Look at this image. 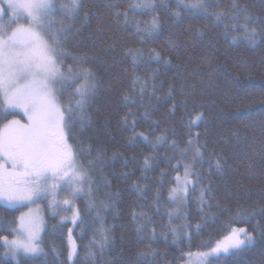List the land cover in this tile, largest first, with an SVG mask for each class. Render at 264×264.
Wrapping results in <instances>:
<instances>
[{"label": "trees", "instance_id": "trees-1", "mask_svg": "<svg viewBox=\"0 0 264 264\" xmlns=\"http://www.w3.org/2000/svg\"><path fill=\"white\" fill-rule=\"evenodd\" d=\"M52 19L62 71L94 85L80 112L82 81L58 96L89 190L76 221L46 211L43 255L18 261L4 243L23 208L0 199V264H182L239 232L206 264H264V0H54ZM24 123L0 94V187Z\"/></svg>", "mask_w": 264, "mask_h": 264}, {"label": "rangeland", "instance_id": "rangeland-1", "mask_svg": "<svg viewBox=\"0 0 264 264\" xmlns=\"http://www.w3.org/2000/svg\"><path fill=\"white\" fill-rule=\"evenodd\" d=\"M53 1L0 0V94L5 108L25 119L14 134L13 158L1 169L0 199L23 208L14 237L4 243L6 256L14 261L41 257L46 211L62 221H76V200L89 190L86 171L68 141V117L58 96L66 92L69 82L82 81L76 92L79 108L94 93V85L86 73L62 71L56 53L57 34L52 29ZM4 7L10 18L7 22ZM187 150L200 157L195 140ZM192 167L184 164L171 192L174 220L183 218ZM7 170L12 172L6 185ZM248 240L245 233L233 234L214 249L188 255L182 264H206L211 257L227 255Z\"/></svg>", "mask_w": 264, "mask_h": 264}]
</instances>
